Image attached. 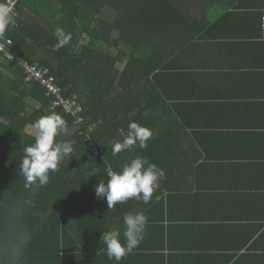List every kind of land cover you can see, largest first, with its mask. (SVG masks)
Listing matches in <instances>:
<instances>
[{
	"label": "trees",
	"instance_id": "trees-1",
	"mask_svg": "<svg viewBox=\"0 0 264 264\" xmlns=\"http://www.w3.org/2000/svg\"><path fill=\"white\" fill-rule=\"evenodd\" d=\"M199 1L23 0L19 4L18 24L5 33L14 44L0 52V264H71L83 247H71V242L78 243L75 240L87 233L92 250L105 230L121 226L117 230L123 233L126 213L142 212L147 217L143 239L159 242L160 263L165 261L164 252L176 258L192 239L212 234L213 225L203 223L205 218L188 217L198 205L199 193L174 190L166 181L168 159L163 161L160 138L151 136L145 148L137 144L112 155L114 143L124 139L132 121L151 132L183 128L166 120V108L177 100L170 95L167 79L189 76L184 84L197 85L189 78L202 67L182 65V53L193 38L187 31L192 25L195 37L203 27L202 38H208V23L190 11ZM57 27L72 36L59 48ZM8 54L49 70L70 107H54L46 86L28 82ZM190 91L195 93L190 101L200 99ZM52 112L66 122L56 139L72 142L74 150L50 171L45 186L26 189L19 163L23 147L34 143L29 128ZM92 139L104 151L103 157L93 152ZM138 155L162 169L164 178L148 203L132 198L109 209L106 199L96 196V186L107 181L109 170L119 171ZM87 226H93V232L85 231ZM103 250L98 248L88 258L102 256Z\"/></svg>",
	"mask_w": 264,
	"mask_h": 264
},
{
	"label": "crops",
	"instance_id": "crops-1",
	"mask_svg": "<svg viewBox=\"0 0 264 264\" xmlns=\"http://www.w3.org/2000/svg\"><path fill=\"white\" fill-rule=\"evenodd\" d=\"M190 11L208 23L209 32L203 39V27L198 37L193 25L187 29L193 38L185 45L182 65H201L189 78L197 85L184 84L189 76L167 79L177 100L166 108V120L183 128L152 136L160 138L163 161L168 159L170 188L199 193L188 217L205 218L212 234L192 239L176 258L164 252L160 263L153 237L145 236L117 262L104 250L88 258L105 246L97 240L91 250L92 240L83 233L78 243L71 242V247L83 246L71 264H264V0H200ZM190 90L200 99L190 101L195 94ZM174 170L180 172L175 176ZM91 227L85 231L93 232Z\"/></svg>",
	"mask_w": 264,
	"mask_h": 264
},
{
	"label": "clouds",
	"instance_id": "clouds-1",
	"mask_svg": "<svg viewBox=\"0 0 264 264\" xmlns=\"http://www.w3.org/2000/svg\"><path fill=\"white\" fill-rule=\"evenodd\" d=\"M16 23L12 0H0V34ZM56 47L67 45L71 33H65L57 27L54 32ZM35 132L34 143L23 147V157L19 163V175L24 179V187H43L49 181L50 171H55L61 161L73 152L70 141H59L57 136L66 128L65 120L56 112L41 116L31 125ZM152 132L135 121L128 125V131L122 141H117L112 147V155L116 156L134 145L140 148L147 146ZM108 179L101 180L95 188L98 198L106 199L109 209L135 198L148 203L152 198L156 184L164 178V172L156 164L142 156H136L125 163L119 171L109 170ZM147 217L142 212L126 213L123 216V240L121 232L112 229L102 232L101 242L108 259L119 262L130 253L143 239Z\"/></svg>",
	"mask_w": 264,
	"mask_h": 264
},
{
	"label": "built area",
	"instance_id": "built-area-1",
	"mask_svg": "<svg viewBox=\"0 0 264 264\" xmlns=\"http://www.w3.org/2000/svg\"><path fill=\"white\" fill-rule=\"evenodd\" d=\"M23 0H12L13 3V11L16 18V23L11 25L12 27L17 26L18 22L17 19L20 18L18 6ZM263 28H264V18H263ZM6 31L3 34H0V52L6 51L9 46L14 44V41L11 39H8L6 36ZM8 58L10 60V63H14L15 65L19 66L21 68L26 76L27 81L30 83L34 82H40L43 85L46 86L47 89V95L53 99V106L54 107H64L66 104L68 107H70L69 101L65 100L63 92L60 87H58L54 81V79L50 76L49 70L43 69L39 66L32 65L28 61L21 58V56H14L13 54H8ZM91 147L93 148V152L97 157H103L104 151L97 147L94 140H91Z\"/></svg>",
	"mask_w": 264,
	"mask_h": 264
},
{
	"label": "rangeland",
	"instance_id": "rangeland-1",
	"mask_svg": "<svg viewBox=\"0 0 264 264\" xmlns=\"http://www.w3.org/2000/svg\"><path fill=\"white\" fill-rule=\"evenodd\" d=\"M29 132L33 133V135H35L34 129L29 128Z\"/></svg>",
	"mask_w": 264,
	"mask_h": 264
}]
</instances>
